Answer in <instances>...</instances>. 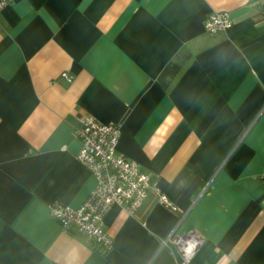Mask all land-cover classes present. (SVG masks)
Wrapping results in <instances>:
<instances>
[{
  "label": "crops",
  "instance_id": "0c3cea01",
  "mask_svg": "<svg viewBox=\"0 0 264 264\" xmlns=\"http://www.w3.org/2000/svg\"><path fill=\"white\" fill-rule=\"evenodd\" d=\"M231 26L204 29L213 12ZM164 89L158 77L184 47ZM72 79L66 80L62 73ZM84 117L120 126L117 152L150 192L104 217L111 248L64 230L58 202L96 185L76 156ZM264 0H14L0 8V264H176L162 239H203L188 264H264Z\"/></svg>",
  "mask_w": 264,
  "mask_h": 264
},
{
  "label": "built area",
  "instance_id": "2783aa9c",
  "mask_svg": "<svg viewBox=\"0 0 264 264\" xmlns=\"http://www.w3.org/2000/svg\"><path fill=\"white\" fill-rule=\"evenodd\" d=\"M14 0H0V8ZM231 26L227 11L211 13L204 22L208 34H217ZM62 76L71 81L72 77L63 72ZM81 147L76 159L86 167L96 179V185L88 198L77 208L63 206L53 202L49 213L64 230H75L89 238L94 250L105 253L111 248V238L105 229L104 217L112 205H117L126 213L134 214L147 195L153 192L158 202L165 207L176 209L172 202L149 176L141 171L137 162L117 152L120 126L103 124L92 117H84L74 130ZM264 178V176H262ZM203 239L194 230L183 235L172 229L161 245H171L176 255V264H188Z\"/></svg>",
  "mask_w": 264,
  "mask_h": 264
},
{
  "label": "trees",
  "instance_id": "16d2710c",
  "mask_svg": "<svg viewBox=\"0 0 264 264\" xmlns=\"http://www.w3.org/2000/svg\"><path fill=\"white\" fill-rule=\"evenodd\" d=\"M189 58L190 53L184 46L179 51L178 58L166 65V67L158 77V81L164 89L169 88L170 84L172 83L176 75L180 72L185 63L189 60Z\"/></svg>",
  "mask_w": 264,
  "mask_h": 264
}]
</instances>
